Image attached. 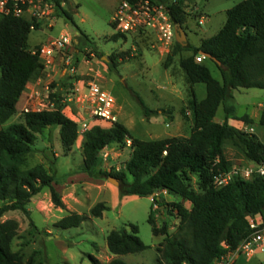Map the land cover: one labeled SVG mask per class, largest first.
I'll return each mask as SVG.
<instances>
[{"label":"trees","instance_id":"obj_1","mask_svg":"<svg viewBox=\"0 0 264 264\" xmlns=\"http://www.w3.org/2000/svg\"><path fill=\"white\" fill-rule=\"evenodd\" d=\"M151 1L168 5L172 21L186 32L189 16L186 8L190 0ZM54 2L56 15L76 28L80 44L96 50L61 0ZM40 28L41 24L29 19L0 14V125L17 114L28 84L42 74L41 48L33 52L28 45L31 32ZM119 39H126V36L120 33L112 36L113 41ZM182 52L192 53L180 60L188 83L192 87L201 83L206 87V97L202 101H198L192 91L194 124L190 136L144 141L133 137L121 123H114L111 128L94 126L84 134L82 172L93 179H117L120 197L153 196L155 205L162 206L157 193L167 191L189 202L191 208L181 203L172 204L180 220L173 236L167 233L166 227L159 230L149 217L153 235H165L164 243L157 249L158 264H220L252 235L250 224L253 219L261 217L264 221V177L250 181L235 179L223 188L213 184L216 173L235 165L226 156L227 144L239 149L246 161L264 163V142L254 133L229 124L233 119L248 126L253 120L249 116H237L235 107L227 104L234 99L235 90L264 89V0H244L228 10L226 23L219 33L202 40L199 46L184 47L176 43L165 66L169 67ZM201 52L221 63L211 60L221 72V81L213 77L204 62H197ZM127 55L110 57V68L116 70L118 59L125 60ZM54 89L57 92L50 94L51 98L60 94L57 87ZM137 99L147 117L158 115L142 99ZM222 105L226 116L220 123L216 116ZM163 112L168 114L166 110ZM182 114L185 115V111ZM259 123L264 127V109ZM56 126L60 128L64 151L68 153L78 139V124L60 108L24 113L23 123L0 130V219L10 211L29 215L27 206L45 188L50 189L55 207L63 208L62 198L53 186L54 176L43 165L26 167L38 135ZM127 140L131 141L132 152L125 171L109 173L103 170V150L114 144L124 145ZM193 177L197 179V189L192 186ZM107 210L104 203H99L90 210V215L101 218ZM85 220L86 216L73 213L59 220L55 227L77 228ZM31 226L36 229L33 221ZM129 227L130 232L122 228L108 235V250L116 257L109 264H127L120 257L147 250L138 235V226L130 224ZM17 235L16 221L0 222V264H42L38 258L40 253H34L26 260L22 251L12 250ZM91 262L104 264L96 257H91Z\"/></svg>","mask_w":264,"mask_h":264},{"label":"rangeland","instance_id":"obj_2","mask_svg":"<svg viewBox=\"0 0 264 264\" xmlns=\"http://www.w3.org/2000/svg\"><path fill=\"white\" fill-rule=\"evenodd\" d=\"M122 1L63 0V7L72 14L75 24L89 37L96 50L80 44L75 27L58 17L56 10L46 11L41 19V28L33 30L29 36L28 45L34 51L49 46L62 35L68 34L72 38L69 49L55 57L53 68L56 66L58 72L56 80L32 87L26 93L39 92L43 95L40 102L44 100L50 108H60L69 118H74L78 123L79 136L72 150L66 153L61 142L60 128L56 126L47 129L38 135L34 150L27 158V168L43 165L54 176L53 186L62 198L63 208L55 207L50 189L45 188L27 206L29 215L22 211H10L0 219V222L14 220L18 223V235L12 243V250L22 251L26 260L34 253H40L38 258L42 260V264H92L91 257L109 264L116 257L108 250V235L113 230L122 228L130 232L129 225L134 224L138 226V235L148 248L142 253L120 258L127 264H158L160 255L157 249L164 243L165 235H153L149 217L153 218L154 225L159 230L166 227L167 233L173 236L180 220L177 212L173 211L172 204L181 203L186 208H191L189 202L167 191L157 193L162 206L155 205L153 196L120 197L119 188L109 178L93 179L82 172L84 134L92 127L111 128L114 123H121L133 137L144 141L170 137L188 138L194 124L192 91L198 101L206 97L205 85L201 83L192 87L180 67L181 58L190 56L191 52H182L169 67L165 66L167 56L174 50L177 42L166 48L158 41L153 30L128 34L125 35L126 39L118 41L112 40V36L117 34L113 18ZM242 1L244 0H190L186 8L189 14L186 46H198L203 39L218 34L226 23L227 11ZM45 3H41L42 7H45ZM41 5L34 2L36 7ZM50 15L54 22L47 20ZM202 15L206 17L204 25L199 24ZM127 53V58H119L117 69L112 70L109 66L110 57ZM65 55L73 57L76 72L67 73L63 63ZM205 65L210 68L214 78L222 80L220 70L211 60H205ZM55 72L51 71L52 76ZM92 84L113 98L115 121L112 124L98 122L94 118L88 90ZM54 87L59 89L60 94L51 98L50 94L57 92ZM233 95L234 99L227 104L235 107L237 116L248 115L253 120L251 125L244 124L245 127L242 128L245 132L254 133L264 142V127L259 123L260 105H264V89H238ZM138 97L149 109L157 111L158 115L147 117ZM27 98L26 94L18 105L17 114L0 125V130L24 122L23 108L27 104ZM182 111H185V115ZM225 116L222 105L216 119L221 120ZM131 152L130 140L124 145H111L101 154V168L109 173L125 171ZM225 152L235 166L246 164L244 154L231 144H227ZM196 181L193 177L194 189H197ZM99 203H104L109 210L101 218L91 217L90 210ZM73 213L86 216L87 220L77 228L64 230L55 227L59 220ZM31 221L35 223L36 229L31 226ZM226 263L264 264V246L251 258L239 255L229 257Z\"/></svg>","mask_w":264,"mask_h":264},{"label":"built area","instance_id":"obj_3","mask_svg":"<svg viewBox=\"0 0 264 264\" xmlns=\"http://www.w3.org/2000/svg\"><path fill=\"white\" fill-rule=\"evenodd\" d=\"M34 2H39L40 5L46 2L45 7H42V5L36 7L34 6ZM61 4L63 6V0H61ZM48 10L55 12L56 5L54 0H0L1 14H14L38 24L42 23L41 19ZM47 20L54 22V18L51 15L47 17ZM205 21L206 17L202 15L199 19V24L204 25ZM113 24L114 30L124 35L139 34L143 31L153 30L157 35L158 41L166 48L176 42L178 26L172 21L170 9L165 4L154 3L151 0H136L133 2L123 0L116 9ZM50 27H52V24ZM71 45L72 38L68 34H65L54 40L49 46L41 48L40 57L44 68L46 70L50 69L54 65L56 55L67 51ZM204 59L205 57L200 55L197 57V62L201 63ZM63 63L66 65L67 73L72 74L76 72L73 57L65 55ZM26 90H31L29 84ZM88 90L93 104L94 118L98 122L112 124V121H115L113 116V98L95 84L90 85ZM26 94L28 98L27 104L23 108V113L53 110L44 103V100L42 102L39 101L43 96L39 92L32 91ZM69 100L72 101L71 98ZM70 119L76 122L74 118ZM250 131L254 132L253 129H250ZM256 177H264V163L247 161L243 166L234 165L229 170L216 173L213 177V184L216 188H223L235 179L250 181ZM250 227L253 230L252 235L235 252L229 254L235 257L239 255L252 257L264 246L263 219L261 217L253 219ZM226 261L227 258L225 257L220 264H228Z\"/></svg>","mask_w":264,"mask_h":264},{"label":"crops","instance_id":"obj_4","mask_svg":"<svg viewBox=\"0 0 264 264\" xmlns=\"http://www.w3.org/2000/svg\"><path fill=\"white\" fill-rule=\"evenodd\" d=\"M186 33V32H185ZM187 37V40H188V36H186ZM204 40V39H203ZM202 42V41H201ZM201 44V43H200ZM199 44V45H200ZM198 45V46H199ZM33 52H34V50H32ZM206 60V59H205ZM205 60H203V62L205 63ZM51 71L53 72H55L56 71V66L53 68V66L50 68V69H43V71H42V74H41V76L39 77V78H37L36 80H34L33 82H31V83H29V87L30 88H32V87H35V86H37V85H41V84H45L47 81L48 82H51V81H53V79L54 80H56V78H57V75H58V72L56 71L55 73V75H53L52 76V74H51ZM57 90V89H56ZM26 95V92L23 94V97L21 98V101H22V99L24 98V96ZM21 101L19 102V104H21ZM264 109V105H260V114H261V112H262V110ZM66 115V114H65ZM67 116V115H66ZM248 116V115H247ZM68 117V116H67ZM250 117V116H249ZM259 118H260V115H259ZM225 120V118L224 119H221V120H217L216 119V121L217 122H220V123H222L223 121ZM229 124L230 125H232L233 127H235V128H237V129H240V130H242V131H244V128H242V126L243 127H245V125H244V123L243 122H241V121H237V120H233V119H230L229 120ZM247 128V127H246ZM246 128H245V130H246ZM260 251V250H259ZM258 251V252H259ZM257 252V253H258ZM231 258V257H234L232 254H229V255H227V259L228 258ZM251 258V257H250Z\"/></svg>","mask_w":264,"mask_h":264},{"label":"water","instance_id":"obj_5","mask_svg":"<svg viewBox=\"0 0 264 264\" xmlns=\"http://www.w3.org/2000/svg\"><path fill=\"white\" fill-rule=\"evenodd\" d=\"M74 30L76 31V28H74ZM79 34V33H78ZM186 41H187V37H186V33L183 30L182 27H177V34H176V42L186 46ZM202 56H204L206 59H210V60H214L216 61L219 65L221 64L219 61H217L215 58H213L210 54H206L204 52L200 53ZM109 181L112 182L113 184H115L117 187H119V181L113 177L109 178Z\"/></svg>","mask_w":264,"mask_h":264}]
</instances>
